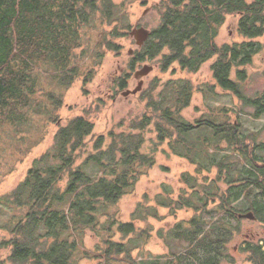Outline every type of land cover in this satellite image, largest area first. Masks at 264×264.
<instances>
[{
  "label": "trees",
  "instance_id": "1",
  "mask_svg": "<svg viewBox=\"0 0 264 264\" xmlns=\"http://www.w3.org/2000/svg\"><path fill=\"white\" fill-rule=\"evenodd\" d=\"M127 4L128 0H0V129L10 127L20 133L30 123L31 110H45L48 118L57 120L63 93L55 88L67 89L79 77L86 84L95 71L84 61L90 57L91 63L100 64L105 53L120 48L116 40L131 29ZM158 7L160 22L133 51L128 70L159 57L162 71L195 73L212 60L209 91L215 94L219 87L232 93L244 107L253 109L254 117H260L264 92L248 96L242 82L248 76L246 67L264 51V42L257 40L264 36V0H161ZM227 15H238L237 32L243 39L218 44L215 39ZM41 70L54 86L45 92L49 106L39 102L34 109L42 86ZM126 74L116 77L113 87L124 89ZM193 93L194 84L186 78L153 82L141 93L146 100L143 115L125 130L110 131L108 140L102 134L95 137L92 150L79 163L94 124L78 115L60 125L51 148L34 160L6 197H0V213L9 211L1 223L9 234L1 243L10 248L7 260L11 264H80L89 258L108 264L114 256L123 255L125 264H219L233 230L239 228L232 227L230 219L252 211L264 223V143H255L250 151L238 119L226 114H221V120L213 115L193 121L184 118L181 112L190 105ZM150 125L155 139L146 147L144 133ZM165 142L173 154L196 163L197 171L215 168L216 177L207 182L205 177V184L185 175L189 193L183 191L174 199L165 191L155 206L138 203L131 220H119L111 208L154 165L155 152ZM89 166L97 173H89ZM220 183L227 187L221 190ZM216 199L218 204L209 208ZM158 206L167 207L169 214L182 207L195 211L159 233L166 242H187V250L172 252L162 261L131 258V251L140 247L139 241L144 242L152 228H138L135 220L161 218ZM102 216H106L103 223ZM87 228L98 232L102 246L97 250L83 247ZM242 249L250 264H264L261 243L246 242Z\"/></svg>",
  "mask_w": 264,
  "mask_h": 264
},
{
  "label": "rangeland",
  "instance_id": "2",
  "mask_svg": "<svg viewBox=\"0 0 264 264\" xmlns=\"http://www.w3.org/2000/svg\"><path fill=\"white\" fill-rule=\"evenodd\" d=\"M120 2L121 0H114ZM161 0H128L127 14L129 16L131 29L135 25L144 26L147 29L156 27L160 22L161 9L158 4ZM238 15H227L224 23L219 28L216 36L218 44L231 43L240 41L243 38L237 32ZM130 29V30H131ZM129 30V32H130ZM97 34V31L92 33ZM88 35H90L88 33ZM264 42V36L257 39ZM119 43V49L109 51L103 56L102 63H91L89 57L87 67H94L93 77L86 84L83 83L82 77H79L69 88L59 89L63 93V99L60 107L55 112L57 120H51L47 117L45 110H31L30 123L24 127L20 133L14 132L10 127L0 129V197H6L10 191L21 181L34 160L39 158L44 152L51 148L53 144V135L60 125H65L70 118L78 115H85L94 124L93 133L88 136L86 147L81 151L77 160L79 163L86 153L92 150L93 139L102 134L106 136L110 131L119 132L129 127L132 121L138 120L145 110L146 100L142 99L141 93L148 90L153 82L160 84L168 79L186 78L193 82L194 93L190 105L182 110V116L187 120L193 121L201 117L207 118L211 115L217 116L221 120V114H226L229 119H238L240 123V131L245 135L244 142L249 145L251 151L255 143H264V113L260 117L252 115L253 109L244 107L241 102L230 92L222 91L216 87V93L209 91V85L213 83L210 70L212 60L203 63L200 69L195 73H187L183 71L172 72V68L162 71L160 69L159 57L140 62L136 64L134 70H128V63L131 54L129 50L134 51L138 47L135 40L130 35L120 37L116 40ZM81 54V49L77 51ZM90 62V63H89ZM96 64V65H95ZM149 64L153 69L144 77L142 88L135 94L123 95L126 89H134L138 83V78L134 76V72L142 65ZM248 76L242 82V89L248 96H254L264 92V51L258 53L251 65L246 67ZM41 70L40 86L37 92L35 104L49 106L45 99V92L54 85H51L50 78ZM128 73V75L126 74ZM126 86L124 89L113 87L114 79L118 76H125ZM155 79H158L155 81ZM48 84V86H47ZM50 84V85H49ZM163 87L158 86L153 95L157 96V92ZM224 107L227 112L220 110ZM232 109V110H229ZM240 111V112H239ZM238 113V115L236 114ZM86 113V114H85ZM55 116V115H53ZM50 117V116H49ZM145 146L151 144L155 139V131L153 125L145 130ZM223 149L229 150L225 142L222 143ZM146 150V148H145ZM254 152L260 153L254 149ZM219 158V157H217ZM199 161H202L200 158ZM235 161V159H230ZM203 163V161H202ZM205 163V162H204ZM91 174L97 173V169L93 166L87 167ZM217 170L202 169L197 171L196 163H192L185 156L173 154L169 145L165 142L158 147L155 152V163L142 175L136 183L134 189L124 194L120 200L111 208L121 221L131 220L132 212L138 203L148 206H155L158 197L164 195L165 191H170L174 199H179L183 191L190 192L188 184L183 180V176L197 177L198 182L203 183L204 178L213 179L216 177ZM204 182V183H205ZM206 184V183H205ZM220 189L224 190L227 185L219 184ZM186 198H188L186 196ZM242 205H245V201ZM218 200L209 203V208L216 206ZM239 202V201H238ZM239 206V204H237ZM158 214L161 218L147 217L144 220L136 219L135 225L138 228L152 227L150 236L144 241H139V246L131 251V258H143L146 260L159 261L167 259L172 252L183 253L187 250V242L169 240L166 242L159 233H164L171 229L178 221L188 219L195 214L192 208L182 207L175 211V214H169L167 207L158 206ZM0 213V261L5 260L6 264H11L7 260L10 254V248L2 245L4 240L9 238L6 229L1 228V223L9 216V211H1ZM106 216L100 217L103 223ZM231 226L238 225V230H233L230 241L225 246L226 256L221 259L219 264H250L247 258V251L242 248L246 242L261 243L264 249V223L257 219L233 218L230 219ZM100 226H98V229ZM119 234L115 235V240H119ZM134 243L137 241L134 240ZM138 243V242H137ZM97 246H102L98 232L87 228L84 237L83 247L88 251L97 250ZM123 255H117L112 258L108 264H125ZM99 260V259H98ZM84 258L80 264H106L103 260Z\"/></svg>",
  "mask_w": 264,
  "mask_h": 264
},
{
  "label": "water",
  "instance_id": "3",
  "mask_svg": "<svg viewBox=\"0 0 264 264\" xmlns=\"http://www.w3.org/2000/svg\"><path fill=\"white\" fill-rule=\"evenodd\" d=\"M149 33H150V30L145 28L144 26L135 25L130 30L129 35L134 38L136 46L140 47L144 43V41L148 38ZM132 53L133 51L129 50V54H132ZM152 69H153V66L149 64H144L139 69H137L134 72V76L139 79L136 87L132 90L126 89L123 92V95L135 94L138 91H140L142 88V83H143L142 77L147 75ZM237 216L242 217V218L255 219V216L252 211H248L245 213H239Z\"/></svg>",
  "mask_w": 264,
  "mask_h": 264
},
{
  "label": "flooded vegetation",
  "instance_id": "4",
  "mask_svg": "<svg viewBox=\"0 0 264 264\" xmlns=\"http://www.w3.org/2000/svg\"><path fill=\"white\" fill-rule=\"evenodd\" d=\"M239 214V213H238ZM238 217V216H237ZM239 218H241V217H239ZM256 219V218H255Z\"/></svg>",
  "mask_w": 264,
  "mask_h": 264
}]
</instances>
